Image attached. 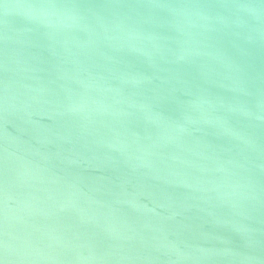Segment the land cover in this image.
I'll list each match as a JSON object with an SVG mask.
<instances>
[{
    "label": "water",
    "instance_id": "1",
    "mask_svg": "<svg viewBox=\"0 0 264 264\" xmlns=\"http://www.w3.org/2000/svg\"><path fill=\"white\" fill-rule=\"evenodd\" d=\"M0 264H264V0H0Z\"/></svg>",
    "mask_w": 264,
    "mask_h": 264
}]
</instances>
